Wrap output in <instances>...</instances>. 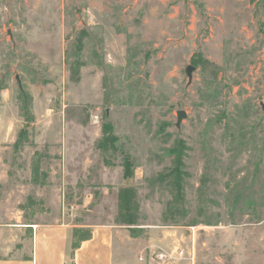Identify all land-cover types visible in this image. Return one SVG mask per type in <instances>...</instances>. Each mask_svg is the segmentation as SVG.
Returning a JSON list of instances; mask_svg holds the SVG:
<instances>
[{
  "label": "rangeland",
  "instance_id": "obj_1",
  "mask_svg": "<svg viewBox=\"0 0 264 264\" xmlns=\"http://www.w3.org/2000/svg\"><path fill=\"white\" fill-rule=\"evenodd\" d=\"M235 120L257 126L249 145L236 126L234 137L226 130ZM108 124L120 147L104 152ZM178 142L180 189L169 153ZM256 142L264 0H0L7 231L68 222L77 244L91 227L114 225L145 262L264 264V209L233 210L227 186L250 181Z\"/></svg>",
  "mask_w": 264,
  "mask_h": 264
},
{
  "label": "crops",
  "instance_id": "obj_2",
  "mask_svg": "<svg viewBox=\"0 0 264 264\" xmlns=\"http://www.w3.org/2000/svg\"><path fill=\"white\" fill-rule=\"evenodd\" d=\"M72 226L59 222L20 224L9 231L0 227V264H154L133 258L126 231L119 227L95 225L76 244ZM7 234L15 236L8 239Z\"/></svg>",
  "mask_w": 264,
  "mask_h": 264
},
{
  "label": "trees",
  "instance_id": "obj_3",
  "mask_svg": "<svg viewBox=\"0 0 264 264\" xmlns=\"http://www.w3.org/2000/svg\"><path fill=\"white\" fill-rule=\"evenodd\" d=\"M23 105H22V113L27 123H31L33 120V114L31 113L30 104L28 102L29 98L27 95L23 94ZM229 124V123H228ZM233 126H236L239 131L238 135L243 141L244 145H249L250 141H245L246 136L249 133H255V129L257 126L253 125L251 128L247 126L241 125L238 121L235 120L234 125H232V129L229 125H227L226 130L230 131V135L234 137L236 133H234ZM27 131L26 129L22 130L19 135V139L26 138ZM254 138V137H252ZM117 139L112 133L111 125L105 126L104 139L100 143V147L106 151L117 150L119 149V145L117 143ZM246 143H245V142ZM253 141V139H252ZM183 143L178 142V146L169 151V153L174 152L177 154V166L175 168L176 172V182L178 184V188L180 189V175H181V165H182V149ZM252 147L259 153V159L255 162L254 170L252 171L251 179L246 184L243 182L239 183H227L228 186V194L230 196L229 205L233 210H240L242 212L251 211L258 217L262 213V208L264 209V142L261 145H258L257 142L252 145ZM124 176L131 177L132 169L131 166L133 163L130 161L128 157L124 160ZM89 236V235H88ZM86 236V237H88ZM76 246V244L74 245Z\"/></svg>",
  "mask_w": 264,
  "mask_h": 264
},
{
  "label": "water",
  "instance_id": "obj_4",
  "mask_svg": "<svg viewBox=\"0 0 264 264\" xmlns=\"http://www.w3.org/2000/svg\"><path fill=\"white\" fill-rule=\"evenodd\" d=\"M191 68L192 67H188V69H187V71H188L189 74L191 73V70H192ZM185 116H186V112L184 110H180L178 112V122H177V126H179L181 124V121H182L183 117H185Z\"/></svg>",
  "mask_w": 264,
  "mask_h": 264
}]
</instances>
